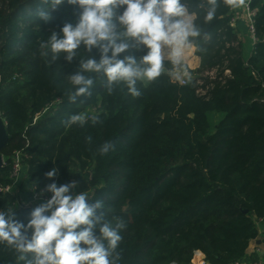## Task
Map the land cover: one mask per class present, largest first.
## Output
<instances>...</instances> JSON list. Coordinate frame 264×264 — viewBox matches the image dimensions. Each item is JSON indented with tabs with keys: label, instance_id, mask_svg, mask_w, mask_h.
<instances>
[{
	"label": "trees",
	"instance_id": "trees-1",
	"mask_svg": "<svg viewBox=\"0 0 264 264\" xmlns=\"http://www.w3.org/2000/svg\"><path fill=\"white\" fill-rule=\"evenodd\" d=\"M182 2L201 31L192 38L198 67L180 69L188 72L185 85L169 75L166 59L157 80L138 82L139 97L123 83L109 94L102 73L86 72L91 95L72 102L70 76L81 60L99 62L101 51L82 44L72 61L64 53L53 60L42 45L53 32L62 36L66 23L75 26L82 10L67 0L55 10L51 0H0V115L8 135L0 190L12 184L16 155L38 191L75 182L70 194L102 203L101 223L126 224L116 264H193L197 251L208 264L242 261L264 217V0L250 3L251 40L233 26L236 6L219 0L215 19L205 23L206 0ZM45 9L48 21L38 16ZM147 51L140 46L119 58L139 60ZM74 114L86 123L66 126ZM106 141L115 147L101 154ZM53 168L57 174L47 177ZM35 207L0 191V211L18 222L27 225ZM0 264L24 262L0 243Z\"/></svg>",
	"mask_w": 264,
	"mask_h": 264
},
{
	"label": "clouds",
	"instance_id": "clouds-1",
	"mask_svg": "<svg viewBox=\"0 0 264 264\" xmlns=\"http://www.w3.org/2000/svg\"><path fill=\"white\" fill-rule=\"evenodd\" d=\"M82 10L79 22L74 26L66 23L61 29L62 36L56 32L46 45L50 46L52 59L66 54L72 61L76 50L83 44L88 52L93 48L101 51L97 62L94 58L81 60L80 70L70 76L74 92L69 100L91 95L94 80L84 73H102L107 80V90L111 94L113 85L123 83L133 97H139L141 91L138 82H153L165 72L167 59L173 69L169 75L183 68L185 50L193 47V39L201 35L193 17L182 0H67ZM226 4L237 6L244 0H224ZM64 0H51L50 7L55 10ZM208 5L204 21L211 22L216 17L219 0H206ZM123 7L122 14L117 10ZM45 21L51 19L50 12L38 11ZM147 48V53L139 60L134 55L119 58L121 53L139 48ZM109 52L111 55L109 56ZM184 75H188L184 68ZM88 117L74 114L63 123L66 126H83ZM99 120L92 116L93 124ZM91 137H88L91 142ZM115 144L106 141L99 151L106 154ZM57 174L53 168L46 173L51 178ZM75 182L57 187L55 183L47 186L52 193L51 199L35 207L27 225L14 219V213L0 211V243H6L17 253V259L24 264H116L119 254L114 257L122 240L119 229L125 228L123 220L102 222L103 216L96 215V209L102 208L101 202L88 203L87 194H70ZM50 211V215L45 213ZM97 224L99 236L94 233ZM83 226V227H82ZM79 229V230H78ZM31 230V236L28 233ZM106 242V243H105ZM83 245V246H82ZM28 254H32L29 258Z\"/></svg>",
	"mask_w": 264,
	"mask_h": 264
},
{
	"label": "built area",
	"instance_id": "built-area-1",
	"mask_svg": "<svg viewBox=\"0 0 264 264\" xmlns=\"http://www.w3.org/2000/svg\"><path fill=\"white\" fill-rule=\"evenodd\" d=\"M252 0H244L242 6V11L240 12L241 16L240 18L237 17L236 15L238 14V4L235 7L234 10V19H233V26L238 27L237 23L239 20L245 22L246 27L248 28V31L250 32L252 38L254 39V27L252 24V20L254 17V12L250 10V3ZM237 13V14H236ZM188 76V75H187ZM187 76H185L182 81L180 82L181 85H185L187 81ZM25 166L23 163V160L20 155H16V158L14 159L13 163V171L11 175V180L12 184L5 187L4 189H1L0 191H3L5 193H13L15 196L18 195L20 186L22 185V181L25 177ZM32 188V199L28 203H24L25 205H35V206H40L43 203H46L49 199H51L52 193L51 194H46L42 191H38L35 187ZM258 225H263L264 226V217L260 218L257 220ZM193 264H207L205 261V257L201 252H195L194 258H193ZM232 264H242V261H238ZM261 264V263H259Z\"/></svg>",
	"mask_w": 264,
	"mask_h": 264
},
{
	"label": "crops",
	"instance_id": "crops-1",
	"mask_svg": "<svg viewBox=\"0 0 264 264\" xmlns=\"http://www.w3.org/2000/svg\"><path fill=\"white\" fill-rule=\"evenodd\" d=\"M194 18L195 17H193V19ZM242 22L243 21H241V23ZM198 65H199V60L197 59L196 68L198 67ZM31 187L32 186L28 182L20 186L18 196L21 198V200L32 198ZM257 227H258V236L256 239L250 242L249 247L245 253V256L242 259V264H259V263L264 264V226L258 225Z\"/></svg>",
	"mask_w": 264,
	"mask_h": 264
},
{
	"label": "rangeland",
	"instance_id": "rangeland-1",
	"mask_svg": "<svg viewBox=\"0 0 264 264\" xmlns=\"http://www.w3.org/2000/svg\"><path fill=\"white\" fill-rule=\"evenodd\" d=\"M241 11H242V6H241V4H238V14H240ZM240 16H241V14L240 15H236V18L237 17L240 18ZM237 26H239V28H240V35H241L240 37L242 39L251 40L252 36H251L250 32L248 31V28L246 27L245 22L241 23V20H239L238 23H237ZM194 51L195 50L193 49V47L186 49L185 53H184V57H183V64H186L190 69H194L197 66V58L195 57ZM175 76L181 82L182 79L186 75H184V73L179 71L178 73L175 74ZM3 160H4V157H3ZM24 182L26 183L25 179H23L22 185L25 184ZM31 193H32V190H31ZM31 199H23L21 201L23 203H28Z\"/></svg>",
	"mask_w": 264,
	"mask_h": 264
},
{
	"label": "water",
	"instance_id": "water-1",
	"mask_svg": "<svg viewBox=\"0 0 264 264\" xmlns=\"http://www.w3.org/2000/svg\"><path fill=\"white\" fill-rule=\"evenodd\" d=\"M7 142H8V135L6 132V125L3 122L1 115H0V169L4 165L2 152L5 148V146L7 145Z\"/></svg>",
	"mask_w": 264,
	"mask_h": 264
}]
</instances>
